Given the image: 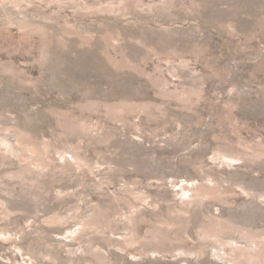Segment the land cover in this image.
Wrapping results in <instances>:
<instances>
[{"label":"rangeland","instance_id":"rangeland-1","mask_svg":"<svg viewBox=\"0 0 264 264\" xmlns=\"http://www.w3.org/2000/svg\"><path fill=\"white\" fill-rule=\"evenodd\" d=\"M0 264H264V0H0Z\"/></svg>","mask_w":264,"mask_h":264}]
</instances>
